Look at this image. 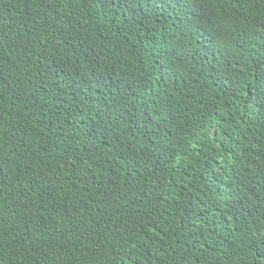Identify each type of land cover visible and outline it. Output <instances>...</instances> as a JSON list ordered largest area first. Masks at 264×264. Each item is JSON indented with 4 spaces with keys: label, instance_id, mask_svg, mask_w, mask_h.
<instances>
[{
    "label": "trees",
    "instance_id": "trees-1",
    "mask_svg": "<svg viewBox=\"0 0 264 264\" xmlns=\"http://www.w3.org/2000/svg\"><path fill=\"white\" fill-rule=\"evenodd\" d=\"M0 264H264V0H0Z\"/></svg>",
    "mask_w": 264,
    "mask_h": 264
},
{
    "label": "snow or ice",
    "instance_id": "snow-or-ice-1",
    "mask_svg": "<svg viewBox=\"0 0 264 264\" xmlns=\"http://www.w3.org/2000/svg\"><path fill=\"white\" fill-rule=\"evenodd\" d=\"M105 4L112 3L113 0H104Z\"/></svg>",
    "mask_w": 264,
    "mask_h": 264
}]
</instances>
